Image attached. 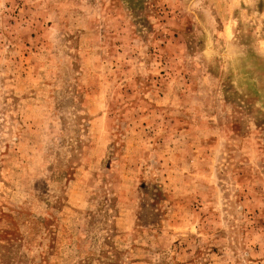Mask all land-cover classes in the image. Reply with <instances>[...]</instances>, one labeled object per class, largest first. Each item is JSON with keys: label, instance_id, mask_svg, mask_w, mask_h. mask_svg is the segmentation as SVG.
I'll return each mask as SVG.
<instances>
[{"label": "rangeland", "instance_id": "374dc122", "mask_svg": "<svg viewBox=\"0 0 264 264\" xmlns=\"http://www.w3.org/2000/svg\"><path fill=\"white\" fill-rule=\"evenodd\" d=\"M0 230L10 264H264V0H0Z\"/></svg>", "mask_w": 264, "mask_h": 264}, {"label": "trees", "instance_id": "16d2710c", "mask_svg": "<svg viewBox=\"0 0 264 264\" xmlns=\"http://www.w3.org/2000/svg\"><path fill=\"white\" fill-rule=\"evenodd\" d=\"M22 240L20 234L16 236L14 231L0 230V249L1 252L0 264H10L12 256L16 255L18 246L15 242Z\"/></svg>", "mask_w": 264, "mask_h": 264}]
</instances>
